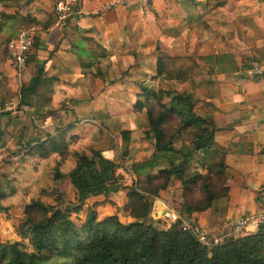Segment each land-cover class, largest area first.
<instances>
[{"label": "rangeland", "instance_id": "obj_1", "mask_svg": "<svg viewBox=\"0 0 264 264\" xmlns=\"http://www.w3.org/2000/svg\"><path fill=\"white\" fill-rule=\"evenodd\" d=\"M57 1L17 0L10 8L0 5V114L9 115L0 119V161L9 162L2 179L6 196L0 201V245L19 242L23 250L29 249L22 235L27 229L23 226L27 206L33 201L63 207L75 203L68 182L54 179L56 172L66 175L74 167V153L102 150L118 165V181L124 179L131 150L129 144L128 158H121V133L136 128L144 133L148 123L150 105L136 107L143 100L139 85L176 92L189 89L188 83L156 78L157 59L184 54L185 44L199 40L201 29H215L210 23L214 19L205 12L204 24L188 22L196 0H79V16L68 19L63 27L46 30ZM16 14L26 19L24 28L32 29L34 43L41 45L31 50L37 62H29L23 70L14 68L7 50L17 20L5 16ZM87 39L102 47L105 57L96 66L84 68L79 55L93 61L86 53ZM44 62V81L31 106L20 108L22 88ZM52 141L61 147L60 152L30 154V147ZM189 197L193 203L202 201L198 192ZM103 206L107 207L106 202ZM165 206L179 210L176 202L166 201ZM94 208L95 204H84L71 220L80 226Z\"/></svg>", "mask_w": 264, "mask_h": 264}, {"label": "trees", "instance_id": "obj_2", "mask_svg": "<svg viewBox=\"0 0 264 264\" xmlns=\"http://www.w3.org/2000/svg\"><path fill=\"white\" fill-rule=\"evenodd\" d=\"M16 4L17 0H0V5L5 7ZM223 5L222 0L219 3L207 0L206 9L214 10ZM5 19L17 20L13 33L8 37L9 43L24 29L26 19L18 14L5 16ZM56 24L57 17L53 14L47 20L45 29L51 30ZM86 41L87 56L93 61L84 60L81 55L79 57L81 66L89 68L96 66L105 54L104 49L92 39ZM33 47L39 50L41 45L36 42ZM36 60L30 56L28 64ZM45 64L42 63L43 67L36 76L22 88L20 108L31 106L32 97L44 81ZM229 70H236L232 55L158 58L156 78L188 83L190 88L176 92L139 85L143 100L139 99L136 107L141 110L146 104L150 105L146 111L148 123L143 132L154 152L145 161L131 166L136 180L130 186H123L116 177L118 165L105 158L102 150L93 149L90 154L74 153L73 169L66 175L56 172L54 179L56 182L65 178L69 180L75 192V203L63 207L61 203L51 206L33 201L25 209L23 222L27 229L22 235L29 249L23 250L19 242L0 245V263L264 264V231L230 239L218 247L207 249L192 234L184 232L179 223L162 229L150 217L154 200L169 187L172 180L180 181L184 188L185 202L179 211L184 216L203 213L227 199L226 150L215 142L216 128L212 123L195 113L194 80L210 78ZM208 86H211L210 82ZM3 116L9 115L0 114V119ZM130 135V132L121 133V158L129 156ZM179 140L181 146L176 147ZM29 149L30 154L45 156L61 151L54 141L40 142ZM62 149L66 150V147ZM8 166V161H0V201L6 196L2 179ZM121 190L128 191L125 209L135 223L125 225L116 215L98 221L93 210L89 211L80 226L71 220L72 214L81 212L87 200L108 197ZM196 192L201 195L202 201L193 203L189 196ZM35 215L40 219H36Z\"/></svg>", "mask_w": 264, "mask_h": 264}, {"label": "crops", "instance_id": "obj_3", "mask_svg": "<svg viewBox=\"0 0 264 264\" xmlns=\"http://www.w3.org/2000/svg\"><path fill=\"white\" fill-rule=\"evenodd\" d=\"M215 1L219 3L221 0ZM222 1L224 5L212 12L206 10L207 0L194 2L188 22L200 21L204 24L202 17L206 13L214 19L210 23L215 29H201L199 40L197 38L185 44L184 54L173 56L232 55L236 66V70L194 80L195 113L212 123L216 128L215 142L226 150L228 194L227 199L216 203L214 208L185 216L193 220L200 231L215 236H225L238 218L260 213L264 209L259 195L264 188V88L249 74L251 63L264 68V0ZM207 25L210 26L209 23ZM210 93L211 97L208 96ZM124 132L131 133V162L125 167L126 174L120 183L130 186L136 180L131 166L148 159L154 148L150 142L141 141L144 133L137 128ZM177 142L181 146V141ZM102 155L112 160L109 154ZM64 180L71 187L69 180ZM166 201L176 202L179 205L177 211H180L185 202L180 181L172 180L169 187L154 200L153 208L163 212ZM103 202L107 207L103 206ZM85 204H95L93 211L99 216L98 221L116 215L125 225L135 223L125 209L128 204L127 190L108 197L91 198ZM153 222L157 225L160 221L157 224Z\"/></svg>", "mask_w": 264, "mask_h": 264}, {"label": "built area", "instance_id": "obj_4", "mask_svg": "<svg viewBox=\"0 0 264 264\" xmlns=\"http://www.w3.org/2000/svg\"><path fill=\"white\" fill-rule=\"evenodd\" d=\"M53 13L57 17V26L63 27L68 19L77 17L81 14L79 0H58L55 4ZM33 44V30L29 28H24L17 38L7 44V50L16 70H23L27 66ZM249 74L264 88L263 67L251 63ZM259 195L264 204V188L259 191ZM150 217L155 222L160 221L159 223L163 224L162 229H169L172 225L179 223L184 232L192 234L199 244L207 249L218 247L230 239H238L264 231V209L260 213L238 218L231 224L230 232L225 236H215L200 231L193 220L188 219L179 211L169 207H166L163 212H159L155 208H152Z\"/></svg>", "mask_w": 264, "mask_h": 264}]
</instances>
